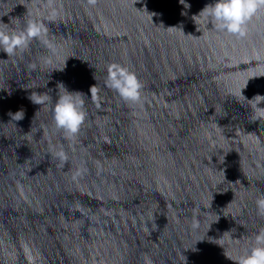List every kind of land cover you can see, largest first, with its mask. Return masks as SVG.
Instances as JSON below:
<instances>
[{
	"label": "water",
	"instance_id": "obj_1",
	"mask_svg": "<svg viewBox=\"0 0 264 264\" xmlns=\"http://www.w3.org/2000/svg\"><path fill=\"white\" fill-rule=\"evenodd\" d=\"M213 3L56 0L49 23L47 0H0V29L36 19L58 46L0 51V264H236L251 246L264 228V121L248 101L264 96V11L238 38L200 15ZM113 63L137 74L141 103L105 86ZM62 85L87 111L74 141L52 120Z\"/></svg>",
	"mask_w": 264,
	"mask_h": 264
},
{
	"label": "clouds",
	"instance_id": "obj_2",
	"mask_svg": "<svg viewBox=\"0 0 264 264\" xmlns=\"http://www.w3.org/2000/svg\"><path fill=\"white\" fill-rule=\"evenodd\" d=\"M55 2L56 0H47V5L53 9L46 17L49 23L59 18V12L55 10ZM83 2L86 6H95L97 0H83ZM261 11H264V0H215V3L206 5L200 15L218 31L243 38L247 34V24ZM33 41L47 49L49 57L58 53V46L48 37L45 24L36 19L27 20L19 31L0 29V51L5 53L7 58L15 57L18 53L22 55ZM49 57L42 58L45 65L51 63ZM36 67V64L29 65L30 70H35ZM105 86L114 91L126 104H139L142 101L144 85L137 74L124 65L113 63L107 67ZM94 91L95 89H90V92ZM29 99L34 104L44 105L50 97L31 94ZM248 101L251 102L250 107L253 112L250 122L259 121L261 124L264 121V106H261L264 103V96L256 95ZM51 111L55 128L63 132L65 139L74 141L87 117L81 93L68 91L63 86V91L57 93V99ZM10 115L12 119L19 121L23 119L24 112L21 110ZM51 155L61 164L68 159L62 149L51 150ZM255 205L257 216L264 218V193L256 197ZM198 227L199 224L193 222L192 228ZM236 264H264V228L255 234L251 246L236 260Z\"/></svg>",
	"mask_w": 264,
	"mask_h": 264
}]
</instances>
